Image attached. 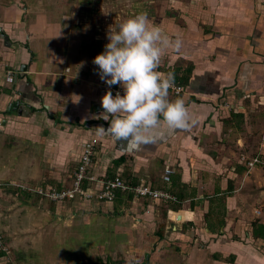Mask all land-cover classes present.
Wrapping results in <instances>:
<instances>
[{
	"label": "crops",
	"instance_id": "1",
	"mask_svg": "<svg viewBox=\"0 0 264 264\" xmlns=\"http://www.w3.org/2000/svg\"><path fill=\"white\" fill-rule=\"evenodd\" d=\"M139 12L182 38L156 70L181 81L182 94L169 97H182L198 122L170 130L162 121L156 143L133 148L98 134L110 120L101 115L106 82L93 58L110 27ZM0 30V235L8 243L29 230L28 222L8 227L17 208L45 215L39 203L47 199L17 186L69 187L82 144L98 137L99 178L120 170L132 184L171 189L181 208L123 194L113 206L47 200L49 215L114 222L115 243L144 264H264V230L255 234L264 226V0H0ZM241 155L262 163L249 169ZM167 166L176 171L171 183ZM181 213L189 218H174Z\"/></svg>",
	"mask_w": 264,
	"mask_h": 264
},
{
	"label": "clouds",
	"instance_id": "2",
	"mask_svg": "<svg viewBox=\"0 0 264 264\" xmlns=\"http://www.w3.org/2000/svg\"><path fill=\"white\" fill-rule=\"evenodd\" d=\"M108 42L93 58L95 69L108 85L119 84L123 91L113 95L111 88L102 96L101 115L110 120L107 128L97 126L98 134L108 133L133 148L157 142L155 130L163 121L168 129H189L198 122L182 97L172 99L169 89L173 78L161 77L156 70L165 49L179 50L177 35L170 39L159 26L150 22L146 12L122 20L110 27ZM111 118V119H110Z\"/></svg>",
	"mask_w": 264,
	"mask_h": 264
},
{
	"label": "rangeland",
	"instance_id": "3",
	"mask_svg": "<svg viewBox=\"0 0 264 264\" xmlns=\"http://www.w3.org/2000/svg\"><path fill=\"white\" fill-rule=\"evenodd\" d=\"M108 17L110 18L106 21L111 24L112 16ZM98 18L100 17L98 16ZM105 18L103 23H106ZM27 201L35 202L33 199ZM19 202L20 200H15V203ZM39 205L42 207L40 208L41 212L45 215L26 210L23 213L21 208H17L13 212L15 214L8 217V227L12 225L26 227L28 222L29 230L27 234H21V238L18 233L13 232L12 242L8 243L6 240L7 245H10L11 253L3 256L5 264H132V262L144 264L145 257H139L134 248L119 247L120 243H115L116 236L113 231L114 227H112L114 222L107 226L97 220L88 221L83 216L70 219V222H67L63 213L58 216L59 218L49 215L48 211L51 205L47 200H41ZM91 205L93 204H89V206ZM21 212L26 216H21ZM35 214L41 217H35ZM33 220L34 222L31 224ZM110 227H112V231H110ZM157 228L154 229L156 231H153L152 236L157 234ZM162 229L161 232H163Z\"/></svg>",
	"mask_w": 264,
	"mask_h": 264
},
{
	"label": "built area",
	"instance_id": "4",
	"mask_svg": "<svg viewBox=\"0 0 264 264\" xmlns=\"http://www.w3.org/2000/svg\"><path fill=\"white\" fill-rule=\"evenodd\" d=\"M14 79V74L8 73L6 81L8 83H13ZM104 86L106 92L111 88L113 95H115L118 90L121 92L123 91L121 87H116L115 85H108L106 83ZM183 90V85L180 82L174 81L169 92L178 96L182 94ZM99 145L100 139L98 137H92L82 144L79 164L72 176V184L69 187L62 189L51 186L29 188L18 185L17 187L58 205H67L78 199L85 204L113 206L120 193L132 194L134 198L138 200H147L154 203L173 204L179 202L178 197L167 189L156 188L151 183L145 181H141L138 184L125 181L120 170L115 177L99 178L94 172V158L97 154ZM240 161L249 169L262 163L259 157H249L246 155H241ZM174 173L175 171L171 166H167L163 176L164 182L171 183ZM1 251L4 252L5 255H10L11 253L0 237V252Z\"/></svg>",
	"mask_w": 264,
	"mask_h": 264
},
{
	"label": "trees",
	"instance_id": "5",
	"mask_svg": "<svg viewBox=\"0 0 264 264\" xmlns=\"http://www.w3.org/2000/svg\"><path fill=\"white\" fill-rule=\"evenodd\" d=\"M175 81L176 82H180L181 83V81L178 79V78H176L175 79ZM182 84V83H181ZM118 172L119 171H117L116 173H115V175H118ZM115 175L113 176V177H115ZM112 178V177H111ZM123 179L125 180V181H127V182H129V180L126 178V177H124V175H123ZM16 190H21L19 187H17L16 188ZM23 191V190H22ZM169 191H171V189L169 190ZM27 192V191H26ZM121 195H123V194H119L118 196H121ZM130 195H132V194H130ZM131 198H133L134 199V202L136 201H138V199H136V198H134V196L132 195L131 196ZM170 205H172L173 206V208H175V209H180L181 208V206H180V202H178V203H173V204H170ZM178 217H181L183 220H186L187 218H189V214H187V213H181L180 215H174V218H178ZM257 230H255V234H256V236H260L262 233H261V230H264V226H257ZM162 233L163 232H161V235H162ZM0 237L2 238V240H3V242H4V245L7 247V248H9V246L10 245H7V242H6V239H5V237H4V234H1L0 235ZM10 250V249H9ZM10 252H11V250H10ZM0 255L3 257L4 255H5V253L4 252H0Z\"/></svg>",
	"mask_w": 264,
	"mask_h": 264
},
{
	"label": "bare ground",
	"instance_id": "6",
	"mask_svg": "<svg viewBox=\"0 0 264 264\" xmlns=\"http://www.w3.org/2000/svg\"><path fill=\"white\" fill-rule=\"evenodd\" d=\"M54 97V96H53ZM87 117V116H86ZM68 121V120H67ZM103 124V123H102ZM19 141V140H18ZM31 147V146H30ZM22 152V151H21ZM126 158V157H125ZM115 162V160H114ZM16 163V162H15ZM24 165V164H23ZM26 166V165H25ZM116 167V166H115ZM116 169V168H115ZM114 172V171H113ZM176 172V171H175ZM73 175V174H72ZM130 175V174H129ZM141 175V174H140ZM116 176V175H115ZM52 187V186H51ZM197 190V189H196ZM131 198V197H130ZM26 199V198H25ZM132 200V199H131ZM153 204V203H152ZM54 205V204H53ZM52 205V206H53ZM148 205V204H147ZM160 207V206H159ZM91 209V208H90ZM116 209V208H115ZM161 209V208H160ZM191 223V222H190ZM183 232V231H182ZM196 236V235H195ZM197 245V244H196ZM106 257V256H105ZM106 259V258H105ZM122 262V261H121ZM147 264V263H146Z\"/></svg>",
	"mask_w": 264,
	"mask_h": 264
},
{
	"label": "water",
	"instance_id": "7",
	"mask_svg": "<svg viewBox=\"0 0 264 264\" xmlns=\"http://www.w3.org/2000/svg\"><path fill=\"white\" fill-rule=\"evenodd\" d=\"M0 34H1V30H0ZM23 71H25V69H23Z\"/></svg>",
	"mask_w": 264,
	"mask_h": 264
}]
</instances>
